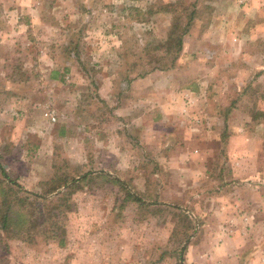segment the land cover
Listing matches in <instances>:
<instances>
[{"label": "rangeland", "instance_id": "obj_1", "mask_svg": "<svg viewBox=\"0 0 264 264\" xmlns=\"http://www.w3.org/2000/svg\"><path fill=\"white\" fill-rule=\"evenodd\" d=\"M176 1L0 0V264H249L264 229L231 199L263 196L264 8L179 0L183 51L153 69L173 16L147 12Z\"/></svg>", "mask_w": 264, "mask_h": 264}, {"label": "trees", "instance_id": "obj_2", "mask_svg": "<svg viewBox=\"0 0 264 264\" xmlns=\"http://www.w3.org/2000/svg\"><path fill=\"white\" fill-rule=\"evenodd\" d=\"M181 3V1H176V2H170L169 4H167L164 7L161 8H157V9H151L149 10L147 13L150 15L153 14H158V13H170L173 17V24L170 27V30L168 32V35L166 37V39L164 40V42H162V45L158 46L157 48L154 49V51L156 52H161V47L164 49L165 52V56L170 58V65H165L161 66V62L164 60L163 57H161L160 55H155L153 56L152 60L153 62H155V64H158V67H153V69H159V70H168L170 68H172L174 65H176L177 60L180 58V55L183 51V46H184V37L188 34L189 32V28H190V24H191V19L190 21L186 22V23H182V19L183 17H181L179 14L176 15V6H179V4ZM188 19V20H189ZM70 53H72V51H70ZM76 56L75 53L70 54V56ZM69 56V58H70ZM55 78V77H54ZM194 86V85H193ZM193 91L196 90V88L192 89ZM263 113H257V116H262ZM255 116V118L257 117ZM264 116V115H263ZM2 175L4 176V174L2 173ZM14 184V183H12ZM57 186H55V188L53 187V191H56ZM11 212V210H10ZM53 214H50L47 218H45V223L49 222L50 217ZM9 210H4L2 211V213L0 212V231L2 230H7L8 228V224H9ZM33 216V215H32ZM41 218L40 214H38V217L35 218V220L33 221V226L37 224V222L39 221V219ZM53 226V231L49 232L47 236H49L48 239H46L47 241L51 242V243H57V246H63L65 245L64 239L62 237V239H60L61 237L59 235H57L56 233H54V230L56 228H59V226L57 224L52 223ZM2 229V230H1Z\"/></svg>", "mask_w": 264, "mask_h": 264}, {"label": "crops", "instance_id": "obj_3", "mask_svg": "<svg viewBox=\"0 0 264 264\" xmlns=\"http://www.w3.org/2000/svg\"><path fill=\"white\" fill-rule=\"evenodd\" d=\"M128 112H133V111L129 110ZM138 116L139 115H137V114H133L131 117L134 119L133 121L139 122ZM156 123H158V122H156ZM135 124H137V123H135ZM247 177H251V176H247ZM248 186L250 187V189L254 188L253 190L251 189L253 192L250 190L251 194H253L255 192V190H257L258 193H259V191H263V196H261V194L258 195L257 193H254V196L251 197V198H253L252 201H248L245 199L247 205H244L245 201L242 198H238L239 195L236 196L235 199L234 198L231 199V202L232 201L237 202L238 205H236V206L238 207L237 208L238 211H236V209H235L233 214H231V215H234L235 218H238L240 223H242V221H244V222H246V225H248L250 227H254L255 229H261V228L264 229V187H262V186L260 187V186L254 185V184H252V186H250V185H248ZM225 196H226L225 192L220 191L219 192V202H222V200H223V202H228L229 204H231L229 202L230 199H229L228 195L226 196V199L229 201H227V200L224 201ZM221 207L225 211L228 208V206L227 207L221 206ZM244 254H247L245 256H247L249 264H264V238L260 239V243H256L253 246V249H250L249 253H244Z\"/></svg>", "mask_w": 264, "mask_h": 264}, {"label": "clouds", "instance_id": "obj_4", "mask_svg": "<svg viewBox=\"0 0 264 264\" xmlns=\"http://www.w3.org/2000/svg\"><path fill=\"white\" fill-rule=\"evenodd\" d=\"M262 8H264V0H250V6L246 5L243 11H245L249 15H252L255 12H260ZM251 38L255 40L254 35ZM217 251L219 252V249Z\"/></svg>", "mask_w": 264, "mask_h": 264}]
</instances>
